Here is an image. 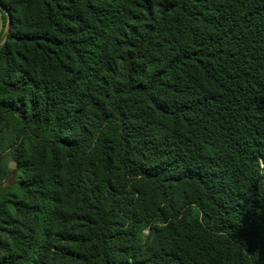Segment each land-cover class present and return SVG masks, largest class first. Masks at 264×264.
<instances>
[{
  "label": "trees",
  "instance_id": "16d2710c",
  "mask_svg": "<svg viewBox=\"0 0 264 264\" xmlns=\"http://www.w3.org/2000/svg\"><path fill=\"white\" fill-rule=\"evenodd\" d=\"M0 6V264H264V0Z\"/></svg>",
  "mask_w": 264,
  "mask_h": 264
},
{
  "label": "water",
  "instance_id": "95a60500",
  "mask_svg": "<svg viewBox=\"0 0 264 264\" xmlns=\"http://www.w3.org/2000/svg\"><path fill=\"white\" fill-rule=\"evenodd\" d=\"M1 7V6H0ZM11 30V17L8 15V22L7 25L0 37V45L2 44V42L8 37L9 33Z\"/></svg>",
  "mask_w": 264,
  "mask_h": 264
},
{
  "label": "crops",
  "instance_id": "0c3cea01",
  "mask_svg": "<svg viewBox=\"0 0 264 264\" xmlns=\"http://www.w3.org/2000/svg\"><path fill=\"white\" fill-rule=\"evenodd\" d=\"M3 22H4L3 13H2V11L0 9V34L2 33V30H3V25H4Z\"/></svg>",
  "mask_w": 264,
  "mask_h": 264
},
{
  "label": "rangeland",
  "instance_id": "374dc122",
  "mask_svg": "<svg viewBox=\"0 0 264 264\" xmlns=\"http://www.w3.org/2000/svg\"><path fill=\"white\" fill-rule=\"evenodd\" d=\"M11 167H13V164H11Z\"/></svg>",
  "mask_w": 264,
  "mask_h": 264
}]
</instances>
